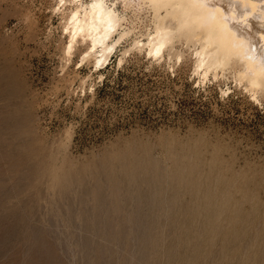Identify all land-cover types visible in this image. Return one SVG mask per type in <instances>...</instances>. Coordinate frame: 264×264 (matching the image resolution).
Listing matches in <instances>:
<instances>
[{"label":"rangeland","instance_id":"rangeland-1","mask_svg":"<svg viewBox=\"0 0 264 264\" xmlns=\"http://www.w3.org/2000/svg\"><path fill=\"white\" fill-rule=\"evenodd\" d=\"M116 5L97 65L58 0H0V264H264V88Z\"/></svg>","mask_w":264,"mask_h":264},{"label":"bare ground","instance_id":"bare-ground-1","mask_svg":"<svg viewBox=\"0 0 264 264\" xmlns=\"http://www.w3.org/2000/svg\"><path fill=\"white\" fill-rule=\"evenodd\" d=\"M120 1L126 8L133 0ZM140 2L153 12L154 32L147 42L136 40L134 45L147 46V53L154 57L161 55L175 36L182 37L198 45L195 65L202 68L205 77L210 70L215 76L218 66L233 62L239 66V79L247 87L255 92L264 88V0ZM61 7L67 11L63 26L69 37L67 54L75 44L85 43L83 58L91 57L97 65H103L129 33L124 29L119 32L125 18L116 0H58V9Z\"/></svg>","mask_w":264,"mask_h":264}]
</instances>
